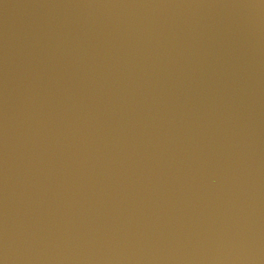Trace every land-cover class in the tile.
Listing matches in <instances>:
<instances>
[{
  "label": "water",
  "instance_id": "obj_1",
  "mask_svg": "<svg viewBox=\"0 0 264 264\" xmlns=\"http://www.w3.org/2000/svg\"><path fill=\"white\" fill-rule=\"evenodd\" d=\"M2 264H264V0H0Z\"/></svg>",
  "mask_w": 264,
  "mask_h": 264
},
{
  "label": "snow or ice",
  "instance_id": "obj_2",
  "mask_svg": "<svg viewBox=\"0 0 264 264\" xmlns=\"http://www.w3.org/2000/svg\"><path fill=\"white\" fill-rule=\"evenodd\" d=\"M0 264H2V262H0Z\"/></svg>",
  "mask_w": 264,
  "mask_h": 264
}]
</instances>
